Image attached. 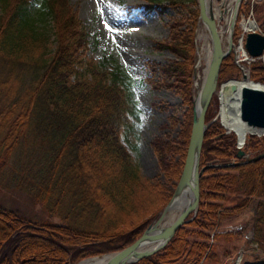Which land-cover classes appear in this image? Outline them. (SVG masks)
Segmentation results:
<instances>
[{"label":"trees","instance_id":"trees-1","mask_svg":"<svg viewBox=\"0 0 264 264\" xmlns=\"http://www.w3.org/2000/svg\"><path fill=\"white\" fill-rule=\"evenodd\" d=\"M148 1L151 5L146 9L151 10L162 2ZM165 1L174 7L184 5L183 0ZM184 1L197 5L196 0ZM29 2L0 0V184L17 152L21 148L29 152L34 167L20 164L22 178L15 171L14 187L25 190L49 218H60L61 225L28 220L0 207V264H77L120 251L138 240L157 214L139 220L137 204L141 197L146 202L159 186L143 176L128 148L135 147L136 117L123 72L118 66L107 69L86 55L87 33L69 0H40L35 10ZM259 6L244 0L240 14L264 17ZM191 14L198 22V10ZM46 17L51 26L41 25ZM240 33L234 30L233 43H238ZM194 37V31H178L164 45L181 61L165 66L163 73L188 106ZM234 61V53L223 60L218 83L239 71ZM248 66L250 79L264 83V60ZM191 125L189 112L177 142L161 138L152 142L161 171L175 183L183 169ZM221 132L218 123L207 128L200 168L233 156L236 136L218 137L214 144ZM247 139L252 150L264 147V136ZM250 211L251 231L260 243L264 159L206 169L199 182L195 218L178 228L163 249L134 264H208L216 257V241L238 239L234 230L219 231L222 222ZM33 247H50L45 254L51 258L44 261L41 254L29 256Z\"/></svg>","mask_w":264,"mask_h":264},{"label":"rangeland","instance_id":"rangeland-1","mask_svg":"<svg viewBox=\"0 0 264 264\" xmlns=\"http://www.w3.org/2000/svg\"><path fill=\"white\" fill-rule=\"evenodd\" d=\"M29 1V8L31 10H35L39 6L40 0ZM246 1H249V3L257 2L260 5L259 12L264 14V0ZM69 2L77 12L82 27L87 33L88 50L86 55L107 69L118 66L123 72L124 84L131 95L134 104V117H136L134 120L135 147L128 148L133 161L137 164L143 176L151 181L152 184L159 186V189H156L153 196H151L152 193L148 194L146 202L142 200V197L140 198L136 211L139 210V220H147L155 214H157L155 216L157 218L170 200L175 189L174 185L176 186L177 183L169 180L161 171L152 142L154 139L161 138L174 143L181 138L187 115L189 112L193 114V97L195 94L193 76L197 64V46H205L203 51L200 50L202 52L200 62L202 67L207 64L206 48L209 42L206 38V32L202 24L200 25L199 19L196 23L191 14V10H198V5L193 6L183 0L184 5L181 4L174 7L168 1L162 0L160 6L156 5L157 7L151 10L146 9L151 5L148 0H69ZM234 2L235 0H227V9L233 8ZM243 2L244 0L241 1L238 9L234 30L239 29L242 35L243 21L254 20L257 24L255 31L264 35V29L262 28L264 26V17L258 14L253 15L251 12L247 16L241 15L240 7ZM219 3L220 1L215 0L216 6ZM227 16L228 12L225 17L223 15L221 19L217 20L219 29H227V32L222 37L224 47L227 45L231 20L227 21ZM44 20L41 21V23L43 22L42 26L52 25L47 17ZM178 31H194L195 34V53L191 65L192 71L189 76L192 93L190 106L185 104L180 90L169 86L172 80L168 79L163 73L165 66L181 61L180 57L164 46L171 41L172 35H175ZM200 33L202 37L198 39L197 37ZM234 45H237V43H234ZM234 54L237 55L236 53ZM256 60L263 61L264 56L254 59L250 63ZM239 61L243 63L244 59L240 58ZM243 65V70L238 67L239 71L236 75L225 79L222 83L232 79L242 80L243 73L249 74L248 64ZM254 82L264 85V83L259 81ZM213 97V102L211 101V106H209V111H207L210 114L209 120L206 121L205 119L206 123L213 121L221 111L219 97L217 95ZM220 121L218 117L216 121H213L208 126L210 127L212 124L218 123L222 128V132L215 137L216 142L214 144L218 143V137L233 135L231 133L226 134ZM248 140L245 142L242 150L249 158H253L264 152V147L260 150L250 149L246 145ZM237 142L238 139L236 137L231 158L226 161L215 160L210 164L237 162ZM249 144L253 147L254 142L251 140ZM20 164L28 166L30 169L34 167V158L31 159L30 153L24 151L22 148L13 157L5 170L4 180L0 184V207L17 212L28 220L49 221L51 226H60V218H49L43 208L38 203L35 204L36 202L33 201L25 190L14 187L13 179L15 178L12 175H14L15 171L18 170L19 173L17 175L22 178L24 169L20 171L22 169ZM23 175L29 178L28 171H24ZM161 207H163L162 210L157 212ZM251 214L252 212L250 211L234 221L222 222L219 231L234 230L237 233L238 239L232 243H228L225 240L216 241L214 247L216 257L209 261L208 264H264V234L262 235L263 240L260 243L257 242L251 231ZM129 219L133 220V217ZM52 247L54 248V246ZM45 248L33 247L28 251L29 256L41 254V258L47 261L51 257L46 256L45 251L50 247Z\"/></svg>","mask_w":264,"mask_h":264},{"label":"water","instance_id":"water-1","mask_svg":"<svg viewBox=\"0 0 264 264\" xmlns=\"http://www.w3.org/2000/svg\"><path fill=\"white\" fill-rule=\"evenodd\" d=\"M218 1H220V3L216 6L215 0H197L199 23L202 24L206 32V38L209 42L211 51L208 63L206 64L207 70L205 77L201 84L196 81V75L194 72L193 83L195 94L193 97V114L190 138L186 150L183 169L173 194L158 217L148 225L140 238L133 244L114 253L102 255L100 257H93L106 258L105 264H134L163 249L174 237L178 228L191 222L195 218L199 207V182L206 169H225L264 159V152L253 158H249L242 150L245 142L240 143L238 141L236 146L237 162H230L226 164L213 163L205 166L204 168H200V157L204 134L208 126L219 117L218 115L213 121L206 123V113L213 96L217 95L219 97L218 91H221L223 86L228 81H231L228 80L219 84L218 78L223 60L229 56L231 52H234L236 48L232 42V34L237 19L238 9L242 0H235L234 2L226 47L223 45L222 37L224 36V33L227 32V29H219L217 19H221L223 15H227V0ZM250 21L256 24L254 20ZM256 27L257 24L255 28ZM242 29L245 35L244 48L249 57L253 60L263 57L264 35L256 32L255 29L248 31L244 28ZM196 55L198 57L197 47ZM243 80H247L254 83V85L264 87V85L252 81L248 73H243ZM230 90L235 92L237 87L232 85ZM239 106L241 121L244 122L246 126L259 131V133H252L251 136H264V88L262 89L254 86L241 87ZM220 124L222 125L221 121ZM222 127L224 128L223 125ZM224 129L226 134H229L226 128ZM178 200H183V203L179 207V212L171 222L167 223L166 218L174 209ZM93 258L80 261L77 264H81Z\"/></svg>","mask_w":264,"mask_h":264},{"label":"bare ground","instance_id":"bare-ground-1","mask_svg":"<svg viewBox=\"0 0 264 264\" xmlns=\"http://www.w3.org/2000/svg\"><path fill=\"white\" fill-rule=\"evenodd\" d=\"M232 9L233 8L230 7L228 9V11H227L228 12L227 21H229L231 19ZM200 25H201V23H200ZM242 26L247 31L248 30H252V29H256L255 28L256 24L253 23L250 20L243 21ZM200 27H202V26H200ZM201 33H204V32H201ZM201 33L198 35V37H197L198 39H200L202 37ZM203 39H204V37H203ZM239 45H241V48L238 49V50L235 48V50L240 51V58H243L244 60H246V59L250 60V57L246 54L245 50H243L242 43H240ZM204 47L201 46V45L197 46V48H198V57L196 59L199 58V60L197 61V64H196V67H195V75H196V81L199 82L200 84H201V82H203V79L205 77V73H206V70H207L206 69L207 65L202 67L201 66V62H200V57H201V54H202L201 51H203L205 49ZM206 49H207L206 57H207V63H208V58L210 56V51H211L209 45H208V47ZM232 85H235L237 87V90L235 92H232L230 90V87ZM243 86H248V87L254 86V87H258V88H262V89L264 88V87H260L258 85H254V83H251V82H249L247 80H243V79L242 80H236L235 79V80L228 81L223 86L221 91H218V94H219V97H220V106H221V108H220L221 111H220V114H219V118L221 120V123L224 126V128H226V130L229 133L234 134L238 138V141L240 143L246 142L247 137L249 135H251L252 133H259L258 130L252 129V128L246 126V124L244 122H242L241 119H240V109H239V107H240L239 106L240 105V88L243 87ZM182 203H183V200H178L176 202V205H175L174 209L170 212V214L166 218V222L167 223L171 222L176 217V215L178 214L179 209H180L179 207H180V205ZM36 235H38V234H36ZM68 251H70V250H68ZM69 253H71V252H69ZM105 263H106V258H93V259L85 261V262H83L81 264H105Z\"/></svg>","mask_w":264,"mask_h":264},{"label":"built area","instance_id":"built-area-1","mask_svg":"<svg viewBox=\"0 0 264 264\" xmlns=\"http://www.w3.org/2000/svg\"><path fill=\"white\" fill-rule=\"evenodd\" d=\"M240 48H241V45H238L237 50L240 49ZM237 50H236L237 62H240L239 61V59H240V51H237ZM238 57H239V59H238Z\"/></svg>","mask_w":264,"mask_h":264}]
</instances>
